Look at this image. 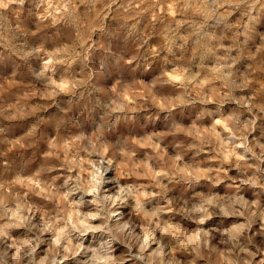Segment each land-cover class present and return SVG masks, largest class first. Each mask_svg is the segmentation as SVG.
Masks as SVG:
<instances>
[{"label": "rangeland", "instance_id": "1", "mask_svg": "<svg viewBox=\"0 0 264 264\" xmlns=\"http://www.w3.org/2000/svg\"><path fill=\"white\" fill-rule=\"evenodd\" d=\"M177 262L264 264V0H0V264Z\"/></svg>", "mask_w": 264, "mask_h": 264}, {"label": "clouds", "instance_id": "2", "mask_svg": "<svg viewBox=\"0 0 264 264\" xmlns=\"http://www.w3.org/2000/svg\"><path fill=\"white\" fill-rule=\"evenodd\" d=\"M207 203L212 204L213 202L212 201H208ZM197 210H200V209H197ZM56 243L57 244L59 243V239H57ZM177 264H179V262H177Z\"/></svg>", "mask_w": 264, "mask_h": 264}]
</instances>
